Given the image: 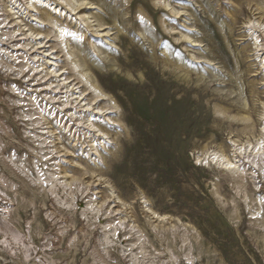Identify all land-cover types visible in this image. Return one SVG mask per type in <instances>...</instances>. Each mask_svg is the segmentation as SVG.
Segmentation results:
<instances>
[{
    "label": "rangeland",
    "instance_id": "1",
    "mask_svg": "<svg viewBox=\"0 0 264 264\" xmlns=\"http://www.w3.org/2000/svg\"><path fill=\"white\" fill-rule=\"evenodd\" d=\"M0 264H264V0H0Z\"/></svg>",
    "mask_w": 264,
    "mask_h": 264
},
{
    "label": "bare ground",
    "instance_id": "2",
    "mask_svg": "<svg viewBox=\"0 0 264 264\" xmlns=\"http://www.w3.org/2000/svg\"><path fill=\"white\" fill-rule=\"evenodd\" d=\"M75 8V10H79V11H82V10H85V9H87V7H86V5L84 6V5H79V6H77V7H74ZM131 20V18H129V21ZM35 29V28H34ZM21 34V33H20ZM39 34V33H38ZM41 34V33H40ZM28 35V34H27ZM50 36V35H49ZM42 37H39V38H35V40H36V42L37 43H34V45L35 44H37L36 46H37V49L36 50H34V51H38L39 49H44V48H46V47H48V45H47V43L49 42H46V43H43V42H38L37 40L38 39H41ZM47 39H48V36L46 37ZM52 38H49V40H51ZM40 41V40H39ZM33 44V43H32ZM32 46V45H31ZM34 47V46H33ZM32 47V48H33ZM21 48V47H20ZM54 48V47H53ZM49 49V48H48ZM45 51H47V48L44 50V51H42V52H40L41 54H43V55H46L47 57L48 56H50V55H48V54H44L45 53ZM38 53V52H37ZM42 55V56H43ZM43 59V58H42ZM41 59V60H42ZM45 60V59H44ZM47 61V60H46ZM45 62V61H44ZM48 64H53V63H49L48 62ZM59 87V86H58ZM66 88V87H65ZM58 92H60V91H58ZM72 95V94H71ZM79 98V97H78ZM80 102H83V100L82 101H80ZM79 104H81V103H79ZM82 108H84V107H82ZM87 111H89L90 109H86Z\"/></svg>",
    "mask_w": 264,
    "mask_h": 264
}]
</instances>
